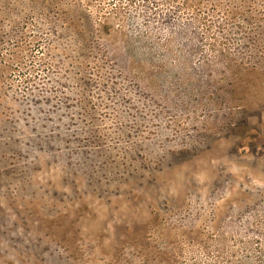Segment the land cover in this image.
<instances>
[{
    "label": "rangeland",
    "instance_id": "rangeland-1",
    "mask_svg": "<svg viewBox=\"0 0 264 264\" xmlns=\"http://www.w3.org/2000/svg\"><path fill=\"white\" fill-rule=\"evenodd\" d=\"M0 264H264V0H0Z\"/></svg>",
    "mask_w": 264,
    "mask_h": 264
}]
</instances>
